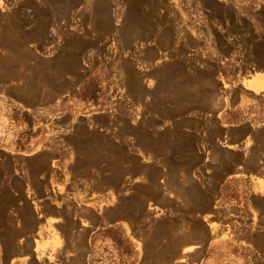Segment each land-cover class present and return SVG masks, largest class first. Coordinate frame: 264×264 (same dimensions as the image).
<instances>
[{"label":"rangeland","instance_id":"1","mask_svg":"<svg viewBox=\"0 0 264 264\" xmlns=\"http://www.w3.org/2000/svg\"><path fill=\"white\" fill-rule=\"evenodd\" d=\"M260 71L264 0H0L7 241L30 238L43 208L60 209L67 245L79 210L138 222L155 208L167 251L219 236L224 262L200 264H264V92L244 88ZM234 106L226 121L244 126L223 130L251 123L253 173L223 184L240 153L214 113Z\"/></svg>","mask_w":264,"mask_h":264},{"label":"crops","instance_id":"2","mask_svg":"<svg viewBox=\"0 0 264 264\" xmlns=\"http://www.w3.org/2000/svg\"><path fill=\"white\" fill-rule=\"evenodd\" d=\"M245 82L247 85H244V88L255 93L264 92L263 71L245 78ZM235 109L236 106L221 107L214 113V118L222 130L244 126L242 119L237 122L226 121V115ZM262 117L261 121L259 120L260 123L254 125V128H264V115ZM247 125L248 130L240 138L224 132L225 130L221 133L223 141L220 144L221 148L240 153L236 163L228 167L231 173L223 178V184L229 179L243 177L247 179L253 173L249 172L250 165L243 160L247 133L252 130L251 123ZM249 133L248 136L251 135V132ZM252 181L253 184H258L256 180L252 179ZM5 200V178L0 177V264H182L190 255L198 252H202V255L196 264L202 262L201 258L210 259L212 263L224 262V255H216L212 250V245L217 242L219 236L212 237L205 243L191 239L183 241L180 236L174 237L168 244V251L164 238H158L155 242L153 235H150V229L154 227L157 219L159 232L162 217L160 210L155 208H149V210L145 208L148 221L145 218L138 222L129 215L125 218L115 217L111 221L102 222L101 209L90 210L91 213H86V209L79 210L74 227L80 240L70 241L68 245L63 240L60 242L52 232V229H55L60 234L58 237L65 236L62 234L64 217L59 214L60 209L43 208L41 217L39 212L33 217L34 224L30 238L13 234L7 241ZM105 236L108 237V242L101 239ZM25 245L29 247L27 252L24 250ZM28 254L29 259H23V255Z\"/></svg>","mask_w":264,"mask_h":264}]
</instances>
